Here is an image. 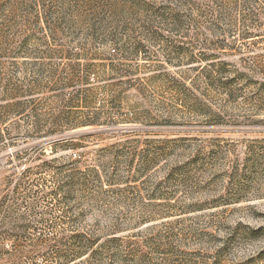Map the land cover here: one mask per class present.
Masks as SVG:
<instances>
[{"label":"rangeland","instance_id":"obj_1","mask_svg":"<svg viewBox=\"0 0 264 264\" xmlns=\"http://www.w3.org/2000/svg\"><path fill=\"white\" fill-rule=\"evenodd\" d=\"M0 264H264V0H0Z\"/></svg>","mask_w":264,"mask_h":264}]
</instances>
